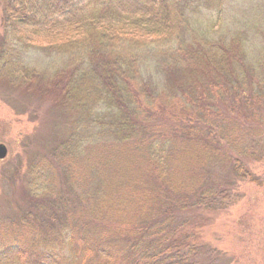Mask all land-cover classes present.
<instances>
[{
  "label": "trees",
  "instance_id": "trees-1",
  "mask_svg": "<svg viewBox=\"0 0 264 264\" xmlns=\"http://www.w3.org/2000/svg\"><path fill=\"white\" fill-rule=\"evenodd\" d=\"M235 1L7 0L8 16L4 20L6 47L0 52V73L10 69L7 72L11 74L19 69L22 71L21 77L26 75L23 82H32L34 77L39 76L38 67L25 68L23 61L14 62L19 51L35 48L55 53L58 57L61 56L65 63L61 67L53 62L51 65L48 63L47 66L67 80L63 92L64 101L67 99L78 105H85L98 100L97 94L91 90L83 94L81 90L75 94L79 82L87 77L92 79L95 86L99 84L104 88L106 94L103 98L115 103L119 113L125 109L130 113L125 115L128 116L127 120L112 124L118 131L131 126L139 127L137 119L142 115L143 107L138 109L132 107H135L136 103H142L138 100L139 93L136 92V86L143 84L148 138H143L139 145L142 147L145 145L147 151L149 150L152 182H145L147 175L144 173L141 180L132 178L129 168H126L135 183L125 179L118 181L120 195L118 201L110 206V210L116 214L125 215L126 211H129L128 214L135 216L140 210L144 217L147 213L144 221L136 222L123 231L117 223H113L114 227L109 229L89 227L88 234L78 241H74L72 237L76 231L67 228L66 234H71L69 251H66L65 245L59 240H53L56 237L52 235L40 242L35 240L32 245L38 246V249L34 246L28 249L11 243V240H4L0 243V264H74L75 261L90 264L91 259L99 254L112 258L115 264H167L171 252L179 253L183 249L185 252L179 257L181 261L179 264L201 263L194 261L200 251L191 243L190 238L194 234L188 231L180 232L183 229L181 224L186 219L181 216V211L185 209V204L188 208L192 205L200 210L202 206L199 208L195 205L207 203V197H210V194L214 195L215 188L210 183L213 175L210 166L221 171L225 163L227 180L232 186L234 181L249 179L257 181L254 173L245 169L243 162L235 160L234 165L229 166L220 152L213 149L220 141H229V139L226 138L222 127L225 121L220 119L224 117L218 118L217 111L212 108H221L223 112L234 109L237 115L234 119L230 118L231 122H234V128L239 122L243 123L240 119L243 113L249 118L247 111L241 110L240 106H246L248 109L252 107L254 120L264 119V108L254 107V104L263 98L261 93L264 92V66H262V76L257 78L255 74L253 75L256 67L248 61L252 54L246 44L251 34L261 33L264 38V11L256 14V23L234 20L231 18L234 10H237L239 16L251 8L247 6L246 0ZM256 8H251L250 11ZM42 24L54 27L70 24L78 35L69 37L64 43L59 41L53 42V45L39 47L35 43L26 42L22 34H16L17 26L35 27ZM125 27L130 30L127 31ZM242 35L244 39L240 38ZM139 40L146 43L143 44L145 48L147 46L152 48L150 53H140V49H136ZM190 47L194 51L187 53ZM108 55L113 56L112 60H109ZM76 61L78 63L72 65V62ZM194 61L198 64H206L209 70L218 73V77L224 78L230 69L234 74L240 69V75L227 84L218 83L217 80L212 81L209 91L206 85L202 90L197 89L205 82L198 84L195 92L184 94L179 90L180 93L176 92L171 87L160 89L157 86V84L162 86L166 82L174 83L176 73L183 69L193 71ZM261 64H264V59L260 60L259 65ZM71 68H75V73L70 75ZM194 73L190 72L191 77ZM178 96H183V100H186L181 106L180 115H176L173 110L174 105L179 103ZM222 98H225L228 106L226 109L219 104ZM126 102L129 104L125 105ZM159 103L161 104L158 113L152 115L153 107ZM170 105L172 108H168ZM87 108L94 109L89 105ZM194 111L200 113L196 118ZM167 112H171L173 117H161ZM94 113L89 115L94 118L96 117ZM224 130L235 132L230 125ZM194 141H199L201 144L198 146ZM194 144L195 148L198 147L197 153L203 155L194 157L200 159L197 183L201 182V178L207 180L203 183L204 187L195 189L197 193L194 192L195 190L186 189L183 185L176 186L169 180V177H174L176 173L173 170L174 164L178 167L186 165L191 168L188 162L194 153L189 149ZM217 148L220 150L219 147ZM222 160H224L223 164L219 162ZM170 191L174 194L179 191L178 202L169 196ZM230 192L231 190L222 191L225 197L231 196ZM188 195L196 197L191 199ZM215 197L216 195L213 196L212 204L207 205L209 209L220 207L217 206L219 202ZM27 214L31 215L30 212ZM180 218H183V222ZM19 223H23L27 228L31 227L35 233L40 231L38 227L32 225L28 216L23 215L20 220L13 222L11 219L9 223L16 227L18 236L24 229L18 226ZM59 226L61 230L65 227L62 223ZM3 228L0 226V233ZM58 231L50 225V234H57ZM58 235L64 236L62 232ZM39 243L43 246L40 247ZM119 261L120 263H117Z\"/></svg>",
  "mask_w": 264,
  "mask_h": 264
},
{
  "label": "rangeland",
  "instance_id": "rangeland-1",
  "mask_svg": "<svg viewBox=\"0 0 264 264\" xmlns=\"http://www.w3.org/2000/svg\"><path fill=\"white\" fill-rule=\"evenodd\" d=\"M246 1L248 7L258 9L250 11L251 8H248L245 14H239V16L237 10H234L231 18L237 21L255 22L256 14L264 11V0ZM6 8L7 0H0V52L6 47L4 33V20L8 16ZM207 15L210 16L209 13ZM60 25L61 27L46 24L35 27L17 26L16 34H22L26 42L35 43L39 47L53 45V42L59 41L64 43V40L69 37L78 35L70 24ZM260 34H254L256 37L251 34L246 43L252 54L248 61L256 67L253 75L255 74L257 78L262 76V66H264V64L259 65L260 60L264 59V38ZM240 38L244 39V36ZM143 44L146 43L139 40L136 49H140V53H150L152 48L149 46L145 48ZM193 51L190 47L187 53ZM108 58L112 60L113 56L108 55ZM22 61L25 68L38 67L39 76L35 75L36 78L34 77L32 82H23L26 75L21 77L22 71L19 69L11 74L7 72L10 69L0 73V145H5L9 151L8 156L0 160V226L4 227L0 233V243L4 240H11V243L28 249L32 246L38 249V246L32 243L35 240L40 242L52 235L56 237L53 240H59L65 245L66 251H69L71 234H66L65 229L67 228L76 231L72 237L74 241H78L88 234L89 227L109 229L117 223L123 231L136 222L144 221L147 213L143 217V212L140 210L135 216L128 214L129 211L123 215L110 210V206L118 201L120 195L118 181L125 179L133 182L132 178L141 180L144 173L147 175L145 182H152L149 150L147 151L145 145L143 147L139 145L143 138H148L143 84L136 86V92L139 93L138 100L142 103H136V106L132 107L133 109L143 107L142 115L137 119L139 127L132 128L131 126L118 131L112 124L127 120L128 116L125 115L130 113L126 112V109L119 113L115 103L103 98L106 94L104 88L99 84L95 86L92 79L87 77L79 82L75 94L81 90L82 94L91 90L97 94L98 100L85 104L86 106L78 105L67 99L64 101L63 92L67 80L47 66L48 63L51 65V62L59 67L63 66L65 61L61 56L58 57L55 53L44 49L32 48L24 51L21 49L14 62L21 63ZM77 63V61L72 62V65ZM192 66H195L193 71L183 69L177 72L174 83L166 82L162 86L158 84L157 86L160 89L171 87L176 92L184 94L195 92L196 86L205 82L197 89L202 90V87L206 85L209 91L212 81L217 80L218 83L227 84L240 75V69L236 74L230 69V72L223 78L218 77V73L212 69L209 70L206 64L202 65L194 61ZM74 70L75 68L69 70L70 75L75 73ZM190 72L191 74L195 72L192 77ZM261 97H263L262 100L254 104L257 109L264 108V92L261 93ZM183 98V96L177 97L179 103L175 104L173 109L176 115L182 112L181 106L186 101ZM222 99L219 104L222 108L225 106L224 109L228 108L225 98ZM161 103L153 107L152 115L158 113ZM128 104L129 102L125 103V105ZM88 105L93 106L94 109L87 108ZM239 108L247 111L249 118L243 113L240 118L243 123L239 122L235 128L234 122L230 120L231 117L234 119L237 115L234 109L223 112L221 108H212L217 111L218 118L224 117L220 119L225 121L222 127L226 138L229 139V141H220L213 149L220 152L229 166L234 165L235 160L243 162L245 169L253 172L257 181L252 179L234 181L232 186L227 180L226 174L228 173L224 160L219 161L221 164L224 163L221 171L210 166L213 174L210 183L215 188L214 195L210 194L205 204H193L199 208L202 206L200 210L192 205L188 208L185 204L184 208L187 211L182 210L181 216L187 220L184 219V223L183 218H180L184 229L180 232L188 231L194 234L190 239L196 249L200 250L194 260L201 262L199 264H205L204 262L264 264V119L254 120L252 107L248 109L246 106H240ZM93 112L96 115L94 118L89 115ZM193 113L195 118L200 114L197 111ZM164 116L173 117L171 112L161 117ZM228 125L235 131L234 133L231 130H224ZM194 143L198 146L201 144L199 141H194ZM195 144L189 149L194 153L188 162L191 168L186 165L178 167L174 164L173 170L176 173L174 177H169L172 184L183 185L192 191L198 190L201 186L204 187L203 183L207 182L201 178V182L197 183L200 159L194 157L203 155L197 153L198 147L195 148ZM206 160L208 162L207 158ZM126 168H129L132 178L128 175ZM233 176L236 177V175ZM196 190L195 193H197ZM227 190H231V196L225 197L222 191ZM170 192L169 196L178 202L179 191L177 194ZM215 195L219 202L217 206L220 207L209 209L207 205L212 204ZM188 197L194 199L196 196L188 195ZM28 212L31 215H28ZM23 215L28 216L32 225L40 229L38 233H35L31 227L27 228L23 223H19L18 226L24 229L18 236L16 227L9 223L11 219L13 222L20 220ZM61 223L65 225L62 230L59 226ZM50 225L55 228V231H61L57 234H50ZM61 232L64 236L58 235ZM39 244L40 247L43 246L42 243ZM184 252L185 249L180 250L179 253L171 252L166 261L167 264L181 263L179 257ZM188 252L186 247V253ZM115 263L112 258L100 254L93 257L90 262V264ZM74 264H82V262L75 261Z\"/></svg>",
  "mask_w": 264,
  "mask_h": 264
},
{
  "label": "water",
  "instance_id": "water-1",
  "mask_svg": "<svg viewBox=\"0 0 264 264\" xmlns=\"http://www.w3.org/2000/svg\"><path fill=\"white\" fill-rule=\"evenodd\" d=\"M7 148L5 145H0V160H4L8 155Z\"/></svg>",
  "mask_w": 264,
  "mask_h": 264
}]
</instances>
